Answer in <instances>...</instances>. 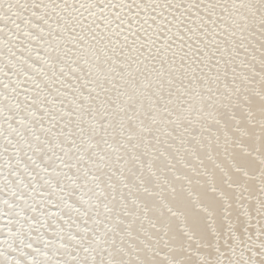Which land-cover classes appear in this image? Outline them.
Listing matches in <instances>:
<instances>
[{"label":"snow or ice","instance_id":"6c2138e0","mask_svg":"<svg viewBox=\"0 0 264 264\" xmlns=\"http://www.w3.org/2000/svg\"><path fill=\"white\" fill-rule=\"evenodd\" d=\"M0 264H264V0H0Z\"/></svg>","mask_w":264,"mask_h":264}]
</instances>
